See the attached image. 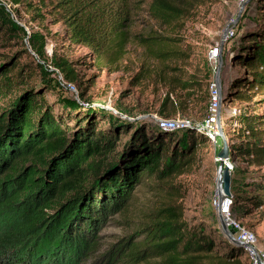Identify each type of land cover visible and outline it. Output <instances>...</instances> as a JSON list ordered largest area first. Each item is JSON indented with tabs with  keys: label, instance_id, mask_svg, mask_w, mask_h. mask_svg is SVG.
Segmentation results:
<instances>
[{
	"label": "trees",
	"instance_id": "1",
	"mask_svg": "<svg viewBox=\"0 0 264 264\" xmlns=\"http://www.w3.org/2000/svg\"><path fill=\"white\" fill-rule=\"evenodd\" d=\"M10 1L22 5L32 21L64 22L72 41L95 52L105 47L116 53L127 38L122 23L113 17L117 8L130 5L125 0ZM201 2L151 0L148 10L161 28L171 31L182 26ZM262 10L257 31L240 38L234 34L238 41L229 57L238 68L222 91V107L239 105L227 123L235 207L244 202L253 208L264 204L260 194L264 171L260 181L242 182L239 194L232 190L236 171L241 170L238 164L264 169ZM0 36L27 40L39 60L34 71L27 72L14 58L0 65V100L10 98L0 107V264H244L243 256L250 264L244 248L224 232L217 237L205 225L190 226L185 218V190L178 178L193 171L199 145L210 139L199 124L176 120L179 107L173 96L178 99L177 87L194 89V83L173 77L176 86L166 91L154 127L134 128L123 121L126 114L120 110L107 115L88 109L71 124L40 91L51 82L44 36L28 33L2 1ZM138 38L159 59L183 58L169 45L170 37ZM52 63L67 82H77L68 59L53 58ZM39 74L43 83L29 86V79ZM205 76L210 86L211 72ZM64 104L79 106L71 100ZM100 116L107 132H96ZM139 187L148 188L152 204L130 234L104 243L103 226L128 210Z\"/></svg>",
	"mask_w": 264,
	"mask_h": 264
},
{
	"label": "rangeland",
	"instance_id": "2",
	"mask_svg": "<svg viewBox=\"0 0 264 264\" xmlns=\"http://www.w3.org/2000/svg\"><path fill=\"white\" fill-rule=\"evenodd\" d=\"M0 1L8 6L13 18L28 33L38 32L44 36L51 82L47 83V88L41 87L43 89L40 91L57 114L71 124H76L74 117L83 116L88 109L101 110L107 115H116L120 110L126 114L122 117L123 121L132 123L134 128L156 126L160 119L162 99L169 87L176 86L173 77L189 80L191 85L194 83V89L177 87L178 99L182 103L173 96L179 107L176 120L191 121L201 126L210 107L209 80L205 75L210 71L212 82L220 61V58L217 62L209 59L211 51L217 46L222 47L220 79L225 88L232 72L238 68L229 57V49L238 41L234 34L237 33L240 38L257 31L262 24L264 7L257 0H201L192 16L185 19L182 26L170 31L161 28L150 16L148 8L151 0H125L131 6L117 8L113 17L122 23V31L127 33V38L115 53L112 48L105 47L95 52L82 43L72 41L64 22L56 23L50 18L32 21L31 14L22 5H14L10 0ZM141 36L170 37L167 40L169 45L183 53V58L159 59L156 53L150 52L146 45L140 43L138 37ZM10 58L19 60V67L24 65L25 72L30 69L34 71L36 62H39L27 40L2 39L0 36V65ZM53 58L68 59L78 74L77 82H67L63 74L52 66ZM205 59L206 63L203 62ZM25 79H28V74ZM38 83H43L40 74L29 79V86L36 87L40 85ZM9 100H0V107L7 106ZM67 100L79 105L78 109L66 106L64 103ZM238 108L237 103L223 104L221 125L226 140L229 136L227 123H230L229 118L235 115ZM102 118H97L96 132L99 133L108 131L107 124L101 122ZM123 138L125 140H121V145L126 141V137ZM222 146L220 136L216 144L209 141L199 145L198 160L193 171L178 178L185 190L184 214L188 223L192 227L205 225L206 230L213 231L217 237H221L223 229L213 205V197L220 167V162L216 161L217 150ZM238 165L241 170L236 171L232 183V190L237 194L241 192L242 182L260 181L264 171ZM248 191V195H252L254 190L250 188ZM260 194L263 196L264 191ZM153 200L148 188L139 187L128 210L114 216L103 226L101 236L104 243L115 242L130 234L140 223V215L145 213ZM232 216L242 226L255 232V246L264 252V204L253 208L251 204L238 203ZM243 261L247 264L245 256Z\"/></svg>",
	"mask_w": 264,
	"mask_h": 264
},
{
	"label": "built area",
	"instance_id": "3",
	"mask_svg": "<svg viewBox=\"0 0 264 264\" xmlns=\"http://www.w3.org/2000/svg\"><path fill=\"white\" fill-rule=\"evenodd\" d=\"M226 40H228L226 36ZM222 47L217 46L213 49L209 55L211 61L217 62L220 57H222ZM216 71V70H215ZM214 71V72H215ZM216 74L214 75V77ZM223 91V85H222ZM209 95H210V107L207 111L206 117L200 126L205 134L209 137L210 141H213L216 144L217 137L219 136V131L217 128L218 123V114L222 109V96L216 79L210 83L209 86ZM162 123V120H160ZM216 161H221L219 157L216 158ZM224 166L228 167L229 172L231 173L234 170V165L228 160L224 161ZM221 178L220 173L218 172L217 176V188L213 197V205L219 217L223 219L227 226L234 225L237 228L235 234L227 235L239 246L243 247L246 256L248 257L250 264H264V252L259 250L255 243L257 237L254 231L251 229L242 226L235 219H233L232 213L235 209V198L234 195H226L223 191V186H219V179Z\"/></svg>",
	"mask_w": 264,
	"mask_h": 264
},
{
	"label": "water",
	"instance_id": "4",
	"mask_svg": "<svg viewBox=\"0 0 264 264\" xmlns=\"http://www.w3.org/2000/svg\"><path fill=\"white\" fill-rule=\"evenodd\" d=\"M222 66H223V59L220 57L215 79L220 89L221 96H222V81L220 79V72L222 70ZM218 117L219 118H218L217 128L219 131V136L222 138V141H223V147L218 153V157L221 159L220 167H219V173L221 175V178L219 179L218 183H219V186H223L224 193L229 196L231 195V190H230L231 173L229 172L228 167L224 166V161L229 159V145H228V141L225 139L223 127L221 125V112L220 111H219ZM220 219H221V226H222L223 232L226 235L235 234L237 232V228L234 225L227 226L221 217Z\"/></svg>",
	"mask_w": 264,
	"mask_h": 264
},
{
	"label": "crops",
	"instance_id": "5",
	"mask_svg": "<svg viewBox=\"0 0 264 264\" xmlns=\"http://www.w3.org/2000/svg\"><path fill=\"white\" fill-rule=\"evenodd\" d=\"M221 119H222V116H221Z\"/></svg>",
	"mask_w": 264,
	"mask_h": 264
}]
</instances>
